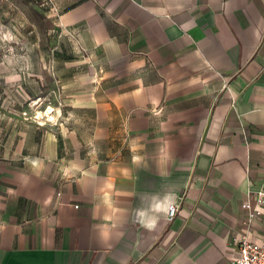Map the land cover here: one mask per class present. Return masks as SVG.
<instances>
[{
    "label": "crops",
    "instance_id": "crops-1",
    "mask_svg": "<svg viewBox=\"0 0 264 264\" xmlns=\"http://www.w3.org/2000/svg\"><path fill=\"white\" fill-rule=\"evenodd\" d=\"M33 1L55 88L0 109V264H231L236 233L264 242L239 208L264 185V0Z\"/></svg>",
    "mask_w": 264,
    "mask_h": 264
},
{
    "label": "rangeland",
    "instance_id": "rangeland-1",
    "mask_svg": "<svg viewBox=\"0 0 264 264\" xmlns=\"http://www.w3.org/2000/svg\"><path fill=\"white\" fill-rule=\"evenodd\" d=\"M39 4V0H35ZM32 3V4H31ZM36 3V2H35ZM33 0H0V109L17 107L26 110L30 106L43 107L41 97L45 91L54 90L51 82L46 81V68L40 67L43 51L40 50L41 34L35 39L36 32H44L46 24L42 20ZM31 36V37H29ZM42 38V39H41ZM42 71V73H41ZM45 76V77H44ZM31 96L37 97L34 103ZM55 100L49 101L47 110ZM24 112V111H23ZM41 117L40 113L37 115Z\"/></svg>",
    "mask_w": 264,
    "mask_h": 264
},
{
    "label": "built area",
    "instance_id": "built-area-1",
    "mask_svg": "<svg viewBox=\"0 0 264 264\" xmlns=\"http://www.w3.org/2000/svg\"><path fill=\"white\" fill-rule=\"evenodd\" d=\"M239 208L244 212V224L264 216V185L254 192H248L240 202ZM176 212V205L170 203L166 209L165 220L170 221ZM237 252L231 264H264V242L251 240L247 231L238 232L232 238Z\"/></svg>",
    "mask_w": 264,
    "mask_h": 264
},
{
    "label": "bare ground",
    "instance_id": "bare-ground-1",
    "mask_svg": "<svg viewBox=\"0 0 264 264\" xmlns=\"http://www.w3.org/2000/svg\"><path fill=\"white\" fill-rule=\"evenodd\" d=\"M45 117H46L47 120H53V116L51 114V109L50 108L46 111Z\"/></svg>",
    "mask_w": 264,
    "mask_h": 264
}]
</instances>
